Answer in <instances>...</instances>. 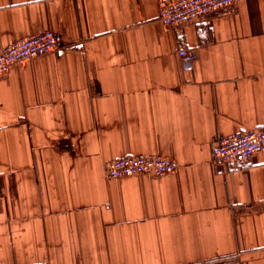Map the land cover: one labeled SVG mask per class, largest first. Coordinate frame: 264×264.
I'll list each match as a JSON object with an SVG mask.
<instances>
[{
	"label": "crops",
	"instance_id": "1",
	"mask_svg": "<svg viewBox=\"0 0 264 264\" xmlns=\"http://www.w3.org/2000/svg\"><path fill=\"white\" fill-rule=\"evenodd\" d=\"M158 1L0 0V49L63 36L0 77V264H264V152L213 158L264 129V0L180 27ZM124 155L177 170L109 176Z\"/></svg>",
	"mask_w": 264,
	"mask_h": 264
},
{
	"label": "built area",
	"instance_id": "2",
	"mask_svg": "<svg viewBox=\"0 0 264 264\" xmlns=\"http://www.w3.org/2000/svg\"><path fill=\"white\" fill-rule=\"evenodd\" d=\"M236 0H159L161 21L171 27L195 23L201 17L232 7ZM63 45V36L53 30H45L12 42L0 49V77L11 66L47 53L55 52ZM179 57L193 62L197 53L189 48H179ZM264 152V129L253 128L230 136H218L213 143L216 162L242 166L255 154ZM177 164L171 158L159 155H124L114 158L107 167V174L121 178L139 174L162 176L175 172Z\"/></svg>",
	"mask_w": 264,
	"mask_h": 264
}]
</instances>
